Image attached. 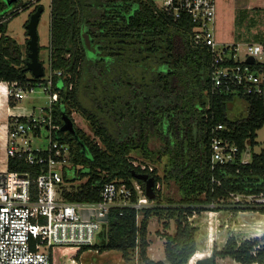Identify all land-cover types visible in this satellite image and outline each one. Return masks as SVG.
Here are the masks:
<instances>
[{"label":"trees","instance_id":"16d2710c","mask_svg":"<svg viewBox=\"0 0 264 264\" xmlns=\"http://www.w3.org/2000/svg\"><path fill=\"white\" fill-rule=\"evenodd\" d=\"M13 10L15 13L16 8ZM11 12L0 0V19ZM247 13H240V17L248 18ZM16 14L0 20V78L11 83H36L40 80L26 70L28 39L23 50L7 34L8 23ZM50 32L49 66L62 73L55 82L62 79L64 85L57 89L60 97L55 122L63 126L64 116L73 121L72 113L77 112L101 141H94L75 123L74 134L60 132L72 149L70 170L76 172L78 179H86L77 191H65V199L97 203L104 186L115 183L132 190L134 204L138 202L134 188L137 183L149 202H157L142 210L132 206L112 208L106 242L73 250L66 263L79 264L81 256L90 250L100 254L117 251L129 261L131 253L138 249L143 264H218V258H230L240 264H264V222L246 224L239 216V224H232L233 230L246 233L249 239L230 236L225 243L226 237L220 235L217 241L220 240L221 249L208 258H204L205 250L197 248V227H203L206 219L210 221L204 237L210 244L215 239L219 216L208 211L205 218L196 217L194 227L189 221L194 214L210 210L205 207L222 201L232 208L230 194L248 196L263 190L264 148L259 153L255 148L258 132L264 128V103L257 98L212 93L210 51L195 43L191 20H175L154 0H51ZM86 37L92 42L94 56L88 53ZM254 41L264 43V32L255 35ZM42 48L40 45V51ZM236 98L242 100L246 111L233 115L229 104ZM219 125L225 129L218 135L238 146L239 158L236 164L213 169L212 130ZM155 140L162 143L157 152L159 158L169 157L165 178L177 186L181 196L178 202L161 204L157 186L162 178L157 171L137 165L132 157L140 154L144 162L153 158L156 152L151 145ZM248 149L250 163L242 164V154ZM137 175H148L153 180L152 193L147 182ZM213 179L221 185L214 184ZM70 183L66 172L64 185ZM235 210L264 215V208ZM225 216L232 218L228 213ZM153 217L165 218L166 229L167 220L177 224L176 233L165 236V261H154L148 255L149 221ZM226 227L230 228V223ZM58 250H50L52 264L61 251Z\"/></svg>","mask_w":264,"mask_h":264},{"label":"built area","instance_id":"2783aa9c","mask_svg":"<svg viewBox=\"0 0 264 264\" xmlns=\"http://www.w3.org/2000/svg\"><path fill=\"white\" fill-rule=\"evenodd\" d=\"M159 7L175 20L189 18L195 43L209 48L212 93L257 98L264 103V43H219L216 0H164ZM251 59L253 63H249ZM56 77L62 73L49 67V74L45 70L36 83H11L0 78V264H52L51 248L93 246L107 226L112 208L142 210L149 206L137 183L138 202L134 204L132 190L115 183L104 186L97 203L65 199L63 187L72 149L61 136L62 126L55 122L60 97ZM38 88L48 100L46 107L27 110L19 105ZM223 129L219 125L212 130L213 169L236 164L239 158L238 146L218 135ZM250 154V149L242 154V164L250 163ZM213 183L221 185L215 179ZM230 196L234 208H264V186L256 195ZM220 203L212 207L225 201Z\"/></svg>","mask_w":264,"mask_h":264},{"label":"rangeland","instance_id":"374dc122","mask_svg":"<svg viewBox=\"0 0 264 264\" xmlns=\"http://www.w3.org/2000/svg\"><path fill=\"white\" fill-rule=\"evenodd\" d=\"M154 1L156 2L157 5L163 6L164 0H154ZM4 2L6 3V0H4ZM6 5L8 4L6 3ZM25 5H27V8L24 9ZM39 6L44 7V12L41 16L40 23L38 26L39 45L43 47L40 53V59L44 63L46 72L49 74V63H50V55H51V51L49 49L50 40H51V32H50L51 0H18L11 7L7 6V12L8 11L11 12L13 8H16L15 13H18L12 16L10 22L8 23L7 34L11 36L13 39H15L20 44L22 49L25 50L26 41L27 39H29L27 34V24L30 21L32 13H34ZM217 6L220 7V5ZM230 6L232 8V5ZM254 6H259V5H254ZM222 9L224 11L227 10V13L229 11L227 5H222ZM15 13L14 11H12L10 14H15ZM240 13L242 12L241 11L237 12L236 25L234 27H232L230 24V18L228 14L225 21V25L223 26L222 23L221 24L219 23L218 15H217V34L218 37H220V39L223 40L221 42L223 43L241 42L242 44H245L247 42H255L254 36L264 32V11L256 12V10L254 9L253 11L248 12V18L246 17L244 18V16L240 17ZM2 15L3 13L0 14V17ZM9 15L7 16V18L9 17ZM240 18L242 19L239 25ZM0 20H4V19H0ZM254 20L256 21L255 23ZM231 30H233V32H231ZM238 30L242 35H240L239 32L237 35ZM63 86H64L63 80L61 79L60 81L57 82V89L58 90L62 89ZM19 105L27 108V110L39 109L42 107H46L48 105V100L46 99V96L42 93L41 89L38 88L36 89L35 94L29 95L28 99H23L22 102L19 103ZM229 109L233 115L240 114L242 112L244 113L246 111L245 105L242 103V100L239 98H236L234 102L229 104ZM72 117L77 127L84 130L86 134L92 136L94 141L101 144V141L98 138H95L93 133L89 129L86 119H84L79 113L74 111L72 113ZM64 133L67 135L69 132H64ZM257 142H258V146L255 148V151L259 153L264 148V128L258 132ZM161 146L162 143L160 141L155 140L152 142L151 147L156 152V155L153 158L148 159V161L146 162L143 161L140 154L134 153L132 157L136 159L137 165L141 163L142 166H146L149 169V171H153V170L157 171L158 175L162 178V182L157 186L158 190L161 193L160 203L163 205H167L168 202L170 203V201L178 202L181 196L178 192V188L175 185V183L168 181L165 178L170 168V161H169V157L159 158V154L157 152H159ZM67 177L72 181V183L64 186L65 191H71V192L77 191V189H79V187L86 182L85 178L78 179L77 174L74 170L69 169L67 171ZM155 205H157V202H149V206H155ZM205 208H209L210 210L204 211L200 214H194V216L189 219V221L194 225V227H196L197 225L196 217L205 218L204 214H206V212L208 211L216 212L218 214L217 216H219V221L215 222V233H216L215 239H212L210 244L208 240L204 238L206 236L208 229L211 227V223H209L210 221L206 219V224L203 227L201 226L197 227L198 228L197 248L200 247L202 250H205L206 254L204 258H208L212 256L213 253L216 251V249L217 251L221 249L219 242L220 240L217 241V238L220 235L226 237L225 243L227 242L230 236H235L239 240L249 239L246 233L235 232L233 230L232 224H236V225L239 224L237 216H239L238 218L241 222L246 224L264 222V215H262L257 211L239 213L238 210H235L236 208L232 209L234 207L231 208L230 206L227 205L225 206L216 205L215 207L209 205L208 207ZM226 213L232 215V218L228 220L227 217L225 216ZM141 217L142 215L140 214L139 217L140 220ZM167 221L169 223V229L165 228V224H166L165 218L160 219L153 217L149 221L148 240L150 242V247L148 249V255L154 261H161V260L165 261V243H166L165 236L166 234L174 235L177 231L176 221L175 220H170V221L167 220ZM227 222L230 223L231 225L230 228L226 227ZM106 230H107V226L103 227L101 233H99V235L96 237L95 245H102L104 242H106ZM199 231H201V233L198 240ZM261 244H264V238ZM72 253H73L72 249L62 248L61 251L56 253L55 255V264H71V263H66V257H69ZM217 262L218 264H240L233 261L230 258L227 259L218 258ZM79 264H143V263L139 256V250L137 249L131 253V260L129 261H125L123 259L122 254L117 251L105 252L103 254H100L95 250H90L81 256L79 260Z\"/></svg>","mask_w":264,"mask_h":264},{"label":"water","instance_id":"95a60500","mask_svg":"<svg viewBox=\"0 0 264 264\" xmlns=\"http://www.w3.org/2000/svg\"><path fill=\"white\" fill-rule=\"evenodd\" d=\"M18 0H6L7 6L11 7ZM44 12V7L39 6L37 10L31 15L30 21L27 24V34H28V47L29 53L28 58L29 61L27 63L26 70L32 74L35 79L43 78L45 75V69L42 61L40 60V45H39V34H38V26L40 23L41 16ZM85 45L88 50L90 56L95 55V50L92 46V42L89 37L85 38ZM249 63H253V59L249 60ZM64 123L62 126L63 132H69L74 134V122L68 116H64ZM139 179L145 180L147 182V189L149 193H152L153 180L149 179L148 175H137Z\"/></svg>","mask_w":264,"mask_h":264},{"label":"crops","instance_id":"0c3cea01","mask_svg":"<svg viewBox=\"0 0 264 264\" xmlns=\"http://www.w3.org/2000/svg\"><path fill=\"white\" fill-rule=\"evenodd\" d=\"M216 5H220V7L217 6V13H216V23H215L216 34H217V15H218L219 23L220 24L222 23V26H223V25H225V21H226L227 14H228V16L230 18V24L232 27H234L236 25V17H237L238 11L250 12V11H253L254 9L259 10V11H264V0H216ZM222 5H227L228 10H229L228 13H227V10L224 11L222 9ZM230 5H232V8ZM254 5H259V6H254ZM223 17H224V20H223ZM227 22H228V20H227ZM231 32H233V30H231ZM238 32H239V30L237 31V35H238ZM239 34L242 35L240 32H239ZM216 36L218 37V34ZM218 39H219L218 42L222 43V44L241 43V42L223 43V42H221L223 40H221L220 37H218L217 40ZM40 53H41V51H40ZM44 69L46 70L45 67H44Z\"/></svg>","mask_w":264,"mask_h":264}]
</instances>
